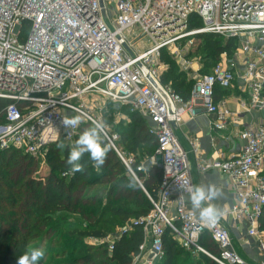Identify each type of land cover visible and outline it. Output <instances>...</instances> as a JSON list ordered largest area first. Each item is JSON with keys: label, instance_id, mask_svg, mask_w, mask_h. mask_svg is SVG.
<instances>
[{"label": "built area", "instance_id": "2783aa9c", "mask_svg": "<svg viewBox=\"0 0 264 264\" xmlns=\"http://www.w3.org/2000/svg\"><path fill=\"white\" fill-rule=\"evenodd\" d=\"M202 35L217 36L232 48L195 80L184 100L160 82L161 53L168 51L185 66L189 48ZM228 96L237 111L229 107ZM0 101L6 102L0 113V150L34 160L53 144L73 145L80 126L100 121L98 113L108 105L128 107L149 124L161 177L155 196L142 189L152 206L139 221L144 234L139 252L149 240L151 254L144 264L161 260L166 230L182 249L203 253L216 264H247L234 249L231 229L239 227L245 244L255 242L262 259L258 264H264V232L259 231L264 212V0H0ZM197 107L212 117V129L232 127L241 142L239 152L198 159L195 165L200 174L216 171L230 182L233 202L214 225L185 204L191 168L174 135V126L186 113L195 115ZM252 112L256 121L247 119ZM65 113L79 115V125L64 128ZM102 137L119 155L118 135L105 127ZM204 235L218 256L199 247ZM112 250L113 243L108 244Z\"/></svg>", "mask_w": 264, "mask_h": 264}, {"label": "trees", "instance_id": "16d2710c", "mask_svg": "<svg viewBox=\"0 0 264 264\" xmlns=\"http://www.w3.org/2000/svg\"><path fill=\"white\" fill-rule=\"evenodd\" d=\"M199 38L204 39L213 58V61H206L203 64V72L206 74L215 65L219 55L232 47L230 44L224 46L223 39L217 36L202 35ZM161 57L164 58L167 66L174 65L166 53ZM164 76L170 78L171 88L176 93L184 100L189 99L191 86L181 80V75L174 74L169 67L164 75L160 76L163 85L166 81ZM5 106L6 102L0 101V113ZM114 106L108 105L105 117L107 122L112 121L113 114L122 110H126L129 115L127 131L121 134L118 129L114 131L118 135L114 146L120 144L127 150V154L132 156L145 147H155L156 153L154 137L148 133L145 121L136 112H131L128 107L114 109ZM2 123L0 115V124ZM90 126V124L81 125L76 138L82 130L85 131ZM57 145L59 144L47 148L50 156L47 162L48 172L39 175L38 178L32 176L36 167L34 159L16 150H0V264H17V259L29 251L34 242L41 246L47 240L50 248L55 247L54 240L58 243L63 241L64 244L60 247L56 245L58 250L54 251L50 259L46 261L45 257H42L39 264H131L132 259L140 254L139 248L144 239L143 226L139 221L152 211L146 195L140 193L138 185L128 186L132 180L120 164L114 161L116 159L114 155L109 159L108 156L106 157L103 174L93 173L92 168L86 165L87 153L79 162L82 170L73 172L71 166L66 163L70 146L65 147L62 157L59 155L60 150L55 147ZM106 145L111 148L108 143ZM131 167L135 170V166L131 164ZM155 171L154 167L148 170L149 178L142 183L143 187L149 188L154 179L159 181ZM117 172L121 174L119 177L116 175ZM96 187L101 189L96 190ZM128 202L134 204L135 210H129L121 204ZM72 216L87 221L88 227L79 229L67 225V221ZM105 216L118 218L122 224L127 223L131 218L133 222L129 230L122 232L115 240L112 251L109 252L108 244L103 243L102 252L98 255L84 252L78 245L80 239H105L102 230L94 225L91 226L95 217V222L101 224ZM263 220L264 212L260 226ZM162 244L163 255L157 264H177L175 259L181 254L193 261L190 264H216L203 253L190 252L178 247L169 230L165 231ZM198 244L209 255L218 256V249L208 236H202ZM67 255L69 257H66Z\"/></svg>", "mask_w": 264, "mask_h": 264}, {"label": "rangeland", "instance_id": "374dc122", "mask_svg": "<svg viewBox=\"0 0 264 264\" xmlns=\"http://www.w3.org/2000/svg\"><path fill=\"white\" fill-rule=\"evenodd\" d=\"M147 48H148V44L144 45V46L136 47L135 52H142V51L146 50ZM163 53H166V55L169 56L168 51L163 50L161 53V56L163 55ZM187 56H188V57H186L187 58V64H185V66H182V67L178 63L173 61L171 56H170V59L174 62V65H170V66H167L165 64L164 58L160 57V65H163L162 67H164V68H162L161 76H163L165 71H167L169 69V67H171L174 74L176 73L178 75H181V80L183 79L184 82L187 85H190L192 88V86L195 83V80L197 81L199 79V77H201L205 73V72H203V70H204L203 64L206 63V61H208V62L213 61V58L210 55V50L208 47H206V43L204 42L203 38H197V41L195 42V44L189 48ZM164 78L166 80L164 85L172 87L171 83H170V78H168L166 76H164ZM99 104H101V103H99ZM95 109H96V112L98 113L99 112L98 108H95ZM107 112H108V106H106V108L104 107L98 113V115L100 116V120H102L106 124L107 130L112 134L115 133L114 131L116 129L119 130V134L125 133L127 131L128 122H129V115L126 112V110H124V111L122 110L120 113L113 114V119L110 122H107L105 119ZM148 130H149V127H148ZM83 132L84 131L82 130L80 135ZM148 133H149V131H148ZM77 139L78 138L75 139V141L73 142V145H69L70 147L68 145H65V144H59V145L55 146L57 148V150H60L59 155H61L63 157V150H65V147L68 146L69 151L73 147H75L76 146L75 142ZM102 140H103L104 145L107 147V145H106L107 141L103 137H102ZM115 146H116V150L119 153L121 158L119 157V155L117 153L113 152V150H111V148H108V147H107L108 151H107L106 157L108 156V159H109V158H112V155L115 156L116 159L114 161L117 162L118 164H120V166L127 172V176L132 181H134V183L136 185H138L139 191L142 195L145 196V193H147L150 196L156 195L158 192V187H159V181H157V179H154V181L152 182V184L149 188H145L142 186V183L149 178L148 177V175H149L148 170L150 168H153V167L155 168V170H156L155 175L158 177V180H160V177H161V167H160L161 160H160V157L155 154V147L154 148H148V147L141 148L138 150V152L135 156H132V155L127 154V150L122 148V146L120 144H115ZM47 150L48 149L44 150L41 157H39L38 159L35 160L36 167H35V170H33V175H32L34 178H38L39 175L41 176V175H44L48 172L47 162H48V158L50 156L48 155ZM106 157H105V162H106ZM85 159H87V161H86L87 164H86V162H85V164L89 165L92 168L93 173H95V174H97V173L103 174L104 173L103 172V171H105L104 166L97 168L95 166L94 162L88 156H86ZM122 159L124 161H126L127 163H129V166H130L132 173L127 171V169L125 168V166L122 162ZM131 164L133 166H135L134 167L135 170L132 169ZM118 170H120V168H118ZM159 172H160V175L158 176ZM118 173L119 172L116 173L117 177H119V175H121ZM95 189L99 190L101 188L96 187ZM142 189H144L145 193L143 192ZM102 203H104V200H102ZM121 204L129 210H135L134 204H132L130 202L121 203ZM54 217H56V216H54ZM95 219H96V217H95ZM95 219H94V222H92L91 226L94 225V227L102 230L105 233V239L95 240V239L83 238V239L79 240V244H78L79 247H81L84 250V252H89V253H92L94 255H98L99 253L102 252L101 246L103 245V243H107V244L114 243L115 240L121 236L122 232L129 230L130 225L133 222V219L131 218L127 223L122 224L121 220L118 218H112L111 216H105L103 221L101 222V224H97L95 222ZM67 222H68L67 225H70V227H72V228L78 227L79 229H85L89 225V223L87 221L83 220L82 218H80L78 216L70 217ZM259 231L264 232V220L261 223ZM65 237H66L65 234H63V238H65ZM54 241H55V247L54 248H50L51 246H48L49 240H47L46 242H43L41 246H40V244L37 245V242H34V244L32 245V248L43 249L45 252V256H44L45 260L48 261L50 259V256L58 250L56 245H58V247H60L64 244L63 241H60L59 243L57 240H54ZM236 242H237V240H236ZM240 246L242 247V245H238V247H237V243H236L235 247H236L237 252L239 251ZM178 247H180L179 244H178ZM241 247H240V249H241ZM138 256L139 257L133 259V261L131 262L132 264H144L145 261H147L151 257L149 240L146 242L144 250ZM66 257H69V256L67 255ZM98 261L101 262V260H98ZM175 261L177 262V264L193 263V261L191 259H188L183 254L179 255L175 259Z\"/></svg>", "mask_w": 264, "mask_h": 264}, {"label": "crops", "instance_id": "0c3cea01", "mask_svg": "<svg viewBox=\"0 0 264 264\" xmlns=\"http://www.w3.org/2000/svg\"><path fill=\"white\" fill-rule=\"evenodd\" d=\"M227 98L226 100L228 101L229 107L232 110L237 111V104L233 102L231 96H228ZM211 118L212 117L206 115L200 107H197L195 108V115L192 116L189 113H186L182 117V120L174 126V135L182 149L187 153L188 162L191 168L192 186L197 184L207 186L211 182L216 184V186L222 190V196L213 201L220 214L226 212L233 202L229 180L226 176L221 175L216 171L200 174L196 171L195 165L198 159L208 160L211 157H226L237 153L241 148V142L237 137V131L232 127L228 128L225 132H217L212 129L210 125ZM257 118V114L253 112L247 117L248 121H256ZM145 125L147 128L149 127V124H147L146 121ZM192 145L195 146L196 153H193ZM187 198L188 196L184 197L186 206L188 209L195 211L188 203ZM231 235L235 250L236 243L237 247L238 245H242V247L240 246L241 249L239 247V253H237L247 264H258L262 261L261 257L258 255L255 242L250 240L245 244V231L241 229V227L238 229H231Z\"/></svg>", "mask_w": 264, "mask_h": 264}, {"label": "clouds", "instance_id": "9594fccd", "mask_svg": "<svg viewBox=\"0 0 264 264\" xmlns=\"http://www.w3.org/2000/svg\"><path fill=\"white\" fill-rule=\"evenodd\" d=\"M68 108H73L72 105H66ZM81 121L79 115L66 114L61 121L64 128L78 126ZM106 124L100 120H93L91 126L85 130L76 140L75 147L69 153L66 163L71 166L73 172L82 170V165L79 163L81 158L87 153L88 157L94 162L97 168H100L105 163L107 147L102 140L103 131ZM129 187H135L134 181H130ZM222 190L216 184L209 183L207 186L203 184L193 185L188 194V203L195 210V214L205 221L207 224L214 225L219 219V210L213 201L222 196ZM45 252L41 248H32L26 251L17 259V264H39V261L44 257Z\"/></svg>", "mask_w": 264, "mask_h": 264}, {"label": "water", "instance_id": "95a60500", "mask_svg": "<svg viewBox=\"0 0 264 264\" xmlns=\"http://www.w3.org/2000/svg\"><path fill=\"white\" fill-rule=\"evenodd\" d=\"M100 5H102L101 2H100ZM118 108H119V106H117V105L114 106V109H118ZM261 115L264 118V110L261 112ZM140 224H142V223H140Z\"/></svg>", "mask_w": 264, "mask_h": 264}]
</instances>
